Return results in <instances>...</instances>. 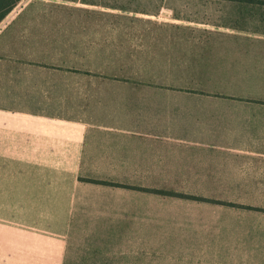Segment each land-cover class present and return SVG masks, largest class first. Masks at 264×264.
<instances>
[{"label": "crops", "instance_id": "crops-1", "mask_svg": "<svg viewBox=\"0 0 264 264\" xmlns=\"http://www.w3.org/2000/svg\"><path fill=\"white\" fill-rule=\"evenodd\" d=\"M233 2L251 17L199 35L190 23L183 39L160 46L150 65L158 84L149 83V63L141 61L146 81L139 111L74 116L68 110L69 58L76 55L74 63L84 67L89 52L85 43L77 45L83 32L70 34V18L61 10L79 3L19 0L0 22V144L5 135L12 145L26 137L36 157L0 160V202L10 191L14 202L11 221L0 210V264H102L78 255L69 240V202L79 198L71 173L94 167L83 164L88 161L116 168L109 162L119 160L92 153L122 147L120 166L128 169L235 170L244 177L264 172V0ZM253 23L263 27H245ZM33 202L41 203L34 208Z\"/></svg>", "mask_w": 264, "mask_h": 264}, {"label": "rangeland", "instance_id": "rangeland-1", "mask_svg": "<svg viewBox=\"0 0 264 264\" xmlns=\"http://www.w3.org/2000/svg\"><path fill=\"white\" fill-rule=\"evenodd\" d=\"M69 1L79 5L62 9L61 16L70 18V34L83 32L84 42L77 45L85 43L89 52L84 67L74 63L76 55L69 58L74 68L69 100L74 103L68 110L74 116L139 111L141 80L146 81L142 60L150 66L166 41L183 39L190 23L199 35L251 17V10L238 9L233 2L248 0ZM239 11L247 15L238 17ZM253 12L259 18L263 10ZM245 27L255 31L263 26ZM148 69L149 83L158 84L155 67ZM1 140L2 162L36 157L28 151L26 137L15 145L6 135ZM108 152L91 155L111 154L119 159L109 162L116 168L101 167L108 162L95 160L83 163L94 167L71 173L79 198L69 202V240L78 255L99 258L102 264H264V172L244 177L235 170L128 169L120 166L124 148ZM4 196L10 199L0 202V210L8 222L13 217L12 191ZM44 203L50 207L51 202Z\"/></svg>", "mask_w": 264, "mask_h": 264}, {"label": "trees", "instance_id": "trees-1", "mask_svg": "<svg viewBox=\"0 0 264 264\" xmlns=\"http://www.w3.org/2000/svg\"><path fill=\"white\" fill-rule=\"evenodd\" d=\"M19 0H0V22L16 6Z\"/></svg>", "mask_w": 264, "mask_h": 264}]
</instances>
